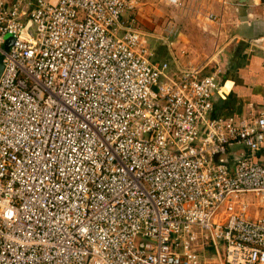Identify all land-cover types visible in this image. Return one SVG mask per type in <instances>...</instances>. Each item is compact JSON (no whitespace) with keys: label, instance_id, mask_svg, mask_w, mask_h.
Instances as JSON below:
<instances>
[{"label":"built area","instance_id":"built-area-1","mask_svg":"<svg viewBox=\"0 0 264 264\" xmlns=\"http://www.w3.org/2000/svg\"><path fill=\"white\" fill-rule=\"evenodd\" d=\"M140 3L0 0V264H264V109L215 116L217 72L156 59Z\"/></svg>","mask_w":264,"mask_h":264},{"label":"crops","instance_id":"crops-1","mask_svg":"<svg viewBox=\"0 0 264 264\" xmlns=\"http://www.w3.org/2000/svg\"><path fill=\"white\" fill-rule=\"evenodd\" d=\"M7 1L9 3L21 2L24 6L32 0ZM200 2L207 10L219 15L220 19L219 22L211 21L217 24L215 31L218 30V34L213 35L212 46L217 42V48H219L217 59L210 63L211 67L216 68L213 71L217 72L219 85L213 103L216 108L221 105L219 112L224 113L225 118L238 122L242 117L252 114L248 109H253V106L258 107L259 111L264 109V0H246V3L226 0L225 4L222 3V0H200ZM200 11L199 13L202 14ZM198 17L201 19L202 16ZM163 48L165 47L157 46L155 54L156 57L161 55L160 59L165 60L169 56L166 48ZM195 53L194 59L197 58L195 56L200 55ZM178 58L183 65L193 62L188 59L187 63H184L185 58L181 59L179 56ZM220 59H223V62ZM207 71L209 70L207 69ZM243 152L242 147L231 146L227 153L229 162ZM254 159L264 164V147L254 154ZM243 198L248 203L250 217L264 215V200L259 201L251 193L245 194ZM209 251L214 253L212 258L219 257L221 259V246L217 249L208 247L200 253L202 261H206L205 254Z\"/></svg>","mask_w":264,"mask_h":264},{"label":"rangeland","instance_id":"rangeland-1","mask_svg":"<svg viewBox=\"0 0 264 264\" xmlns=\"http://www.w3.org/2000/svg\"><path fill=\"white\" fill-rule=\"evenodd\" d=\"M199 10L202 11V14L199 13ZM209 13L214 12L207 10L200 0H181L179 5L168 4L164 0H141V3L131 16L125 15V18L135 17L136 25L141 30L147 32V34L163 37L169 35L168 40H174L175 47L171 46L167 49L164 45L166 49H163L167 51V55L169 50L173 53L175 51L176 56L181 57V59L185 58L184 63H187V60L191 59L193 60L192 64H198L200 62L211 63V61L217 59V54L219 53L217 42L212 46L213 35L216 36L218 30L215 31L217 24L212 23L211 20L209 21ZM197 15L202 16L201 19ZM169 31L172 34H168ZM147 42L150 47H157L159 45L164 47L161 41L154 38H148ZM182 49L186 50L184 54L181 52ZM188 50L190 51L189 53L187 52ZM195 52L200 55L195 56L197 58L194 59ZM160 58H162L161 55L156 57L158 60ZM220 61L223 62V59H220ZM209 67H211L210 64ZM207 69L213 71L216 68L211 67ZM253 107V109L250 108L248 111H250L249 113L256 114L259 108ZM220 254L222 255V251ZM213 255L212 251L206 252V261L203 260L202 264H224L219 257L212 258Z\"/></svg>","mask_w":264,"mask_h":264},{"label":"water","instance_id":"water-1","mask_svg":"<svg viewBox=\"0 0 264 264\" xmlns=\"http://www.w3.org/2000/svg\"><path fill=\"white\" fill-rule=\"evenodd\" d=\"M238 3H246V0H237ZM13 38L10 35L5 36V44H4V49L8 50L9 46L12 44ZM3 55L0 54V75L3 71Z\"/></svg>","mask_w":264,"mask_h":264},{"label":"trees","instance_id":"trees-1","mask_svg":"<svg viewBox=\"0 0 264 264\" xmlns=\"http://www.w3.org/2000/svg\"><path fill=\"white\" fill-rule=\"evenodd\" d=\"M220 106H221V105H219L218 108H216V107L214 106V113H215V116H221V117H224V116H225L224 113L219 112V111H220ZM218 109H219V110H218Z\"/></svg>","mask_w":264,"mask_h":264}]
</instances>
